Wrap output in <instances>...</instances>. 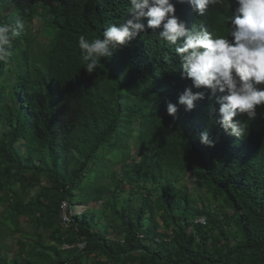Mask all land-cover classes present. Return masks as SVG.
<instances>
[{
    "label": "trees",
    "instance_id": "1",
    "mask_svg": "<svg viewBox=\"0 0 264 264\" xmlns=\"http://www.w3.org/2000/svg\"><path fill=\"white\" fill-rule=\"evenodd\" d=\"M172 2L190 30L227 26L234 11L209 7L199 17L186 0ZM128 7L0 0V23H25L0 62V264H264V106L246 136L225 132L215 97L182 78L175 46L147 18L87 73L79 36L103 39L131 18ZM35 17L53 28L48 44L31 33ZM188 87L204 99L169 115L167 103ZM204 131L213 146L201 142ZM193 177L203 192L188 190ZM77 203H102L108 214L73 213ZM8 234L20 243L11 260L1 254Z\"/></svg>",
    "mask_w": 264,
    "mask_h": 264
},
{
    "label": "clouds",
    "instance_id": "2",
    "mask_svg": "<svg viewBox=\"0 0 264 264\" xmlns=\"http://www.w3.org/2000/svg\"><path fill=\"white\" fill-rule=\"evenodd\" d=\"M178 2L183 3L185 0ZM186 2L199 17H203L209 7H219L227 12L234 6V11L226 18L227 26L221 24L212 31L203 27L190 30L175 15L172 0H128L131 18L105 28L103 39L100 36L89 41L85 35L79 36L83 68L89 74L96 72L101 66L102 57H110L113 50L127 46L145 30L146 25L141 22V18H147V27L160 29L158 38L175 46L182 78L190 79L192 86L197 89H209L220 105L218 122L224 131L242 138L248 133V121L257 116V107L264 106V87H261L264 85V0ZM36 19L45 22L35 17L33 24ZM24 27L25 23L20 17L16 18L14 27L0 23V62L6 60L13 39ZM164 59L167 61L168 57ZM218 92L222 95L217 96ZM201 99H204V92H193L192 87L185 88L178 96L177 103H167L166 111L175 116L177 105H183L185 111H191L195 102ZM242 114H246V121L234 119ZM200 140L208 146L214 145L207 131L200 133Z\"/></svg>",
    "mask_w": 264,
    "mask_h": 264
},
{
    "label": "rangeland",
    "instance_id": "3",
    "mask_svg": "<svg viewBox=\"0 0 264 264\" xmlns=\"http://www.w3.org/2000/svg\"><path fill=\"white\" fill-rule=\"evenodd\" d=\"M4 23V22H2ZM32 33L37 35V39L39 40L40 43H46L48 44L50 39L52 38L54 31L53 28L48 24L46 25V22H44L43 20H39L36 19L33 26H32ZM37 51V50H36ZM135 138V137H133ZM43 182L41 185H37L35 186L33 189H31V195H36L40 189L43 187L44 183H46L45 179H42ZM188 184V190L189 191H194L196 194L199 192H203V189H201V187L199 186V184L196 182V178L193 177L192 179L189 180ZM129 192H125L123 194V198H126L128 196ZM134 204L137 205L139 203L138 200H133ZM75 208L73 209L74 213H79L82 212L86 209H94L96 212L98 213H103V214H108V211L104 208L102 203H91L90 205H85V204H76L74 206ZM3 210V206L0 204V216H1V212ZM225 212L227 215H231L232 214V210L228 209V208H224ZM203 217V216H202ZM201 218V217H199ZM158 220L161 221V217H158ZM104 223H107L104 220ZM108 235L110 237L114 236V234L112 232H109ZM19 236L18 235H11L8 234L4 237V239L2 240V243L4 244V248L1 249V254H3L4 256H7L8 260H11L12 258L15 257V255L18 254L19 249H20V243H19ZM65 248H67L66 246H64Z\"/></svg>",
    "mask_w": 264,
    "mask_h": 264
},
{
    "label": "built area",
    "instance_id": "4",
    "mask_svg": "<svg viewBox=\"0 0 264 264\" xmlns=\"http://www.w3.org/2000/svg\"><path fill=\"white\" fill-rule=\"evenodd\" d=\"M63 209H67V203L66 202L63 203ZM64 214H65V212H64ZM69 221H70L69 217H67V216L63 217V222L64 223L68 224ZM198 221L203 223V224L206 223V219L204 217L199 218ZM66 247L68 248L69 246H66Z\"/></svg>",
    "mask_w": 264,
    "mask_h": 264
}]
</instances>
